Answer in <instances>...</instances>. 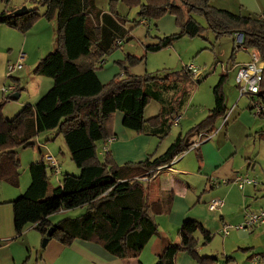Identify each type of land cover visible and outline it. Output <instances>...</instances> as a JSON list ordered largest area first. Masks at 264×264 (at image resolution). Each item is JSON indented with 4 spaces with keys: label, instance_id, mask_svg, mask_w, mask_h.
Segmentation results:
<instances>
[{
    "label": "trees",
    "instance_id": "obj_1",
    "mask_svg": "<svg viewBox=\"0 0 264 264\" xmlns=\"http://www.w3.org/2000/svg\"><path fill=\"white\" fill-rule=\"evenodd\" d=\"M210 1L112 0L110 10L104 11L95 0H34L35 6L21 16L0 11V25L23 33L41 17L56 24L54 49L40 59L33 71L35 75L52 78L53 86L34 104L24 105L13 118H7L5 103L0 102V181L19 186V148L34 147L40 134L55 129L62 134L72 160L80 169L78 175L64 174L61 183L53 187V169L44 160L29 165V187L10 201L15 238L22 237L28 225H33L43 238L49 228L54 227L51 239L64 245H71L76 239L92 241L116 257L130 259L137 258L151 239L159 235L155 216L169 212L173 194L151 201L149 183L141 177L150 178L162 167L172 164L190 149L192 137L199 132L215 130L217 120L227 114L224 89L227 75H222L213 88L215 106L209 114L185 135L179 133L166 151L151 154L140 162L118 164L110 150L101 158L98 146L101 140L114 136L116 113L124 114L123 125L130 130L165 137L189 94L179 84L193 75L187 68L135 74L130 68L141 63L145 56L130 53L120 62L125 67L124 72L111 80L103 82L99 69L103 68L102 60L107 55L132 38L127 27L129 20L118 13L119 2L139 8L138 25L147 18L176 16L180 31L159 37L157 42L146 45L147 51L167 48L187 35H203L205 27L193 16L200 14L217 37L242 33L240 47L257 49L264 61V17L217 8ZM40 7L44 8L43 12ZM194 81L199 83L202 78ZM178 88L181 94L166 97ZM21 91L22 87L17 86L14 93ZM152 99L161 103V111L158 116L145 120L144 111ZM255 99L264 101V69L260 93ZM258 116L264 118L263 114ZM195 150L199 152V147ZM78 207H85L86 211L57 223L50 219L59 211ZM198 233L204 244L215 236L198 221L185 220L179 229L180 242L170 243L155 264H176L177 254L183 251L199 264L218 263L219 256L199 253ZM232 260L228 257L226 263Z\"/></svg>",
    "mask_w": 264,
    "mask_h": 264
},
{
    "label": "crops",
    "instance_id": "obj_2",
    "mask_svg": "<svg viewBox=\"0 0 264 264\" xmlns=\"http://www.w3.org/2000/svg\"><path fill=\"white\" fill-rule=\"evenodd\" d=\"M33 1L34 0H0V11H8L12 13L14 10L26 5L29 9H31L35 6ZM210 2L217 8L227 9L244 15L251 14L253 16L264 17V0H211ZM97 3H99L98 0ZM102 6L104 7V5ZM168 15H166L163 19H166L167 25L171 26V18ZM148 23V19L140 21V24L149 25ZM129 29L132 28L130 27ZM173 32L177 33V31ZM55 35V22L48 21L44 17L39 18L33 27L26 33L8 25H0V93H2L3 88L5 87L4 83L7 77H9L7 70L8 65L12 63L10 61L12 60V58L10 59L12 56L11 52H17L12 45H8L9 47L5 46L7 43L12 42L11 38H16L21 41L22 44L21 46L19 45V48H21L22 51H20L16 63L19 62L22 57L24 58V61H26L28 57L30 59V64H32V66H36L40 59L45 56L44 54H48L45 52H49L54 49ZM229 35L234 36L236 44V33ZM172 47L175 46L173 45ZM170 48L171 47L169 46V48L167 47L165 49L168 50ZM200 49H205L204 45L202 47L200 46L197 50ZM236 49L241 50L242 48L236 46ZM163 50L160 51L163 52ZM243 50L247 54L246 59H238V52H234L236 54V59L235 57L232 59V70L235 72V87L237 90L229 91V94L233 95V102H235L230 110L228 107L230 96L229 94L227 95L225 89L227 113L229 112V117L235 110L236 103L242 98L240 97L237 88L236 74L240 65L250 61V49ZM145 51L146 53L143 56L146 58L147 54L149 55L151 51H147L146 47ZM123 55V53L119 54L116 61L117 63L119 60L123 59ZM159 57L161 58L160 62L164 64V69L170 68L169 70H171L181 67L179 69L182 70L188 66L186 63V60L188 59H186L183 52L179 50L178 54L175 56L174 65H172L173 67H170V56L166 57L161 54ZM162 57H165L167 62H165ZM106 61L107 60L104 59L103 66ZM138 65L136 66L138 67ZM136 66L132 68H137ZM132 68L131 71L135 74H144L147 72L145 65L143 68L139 66L136 70H132ZM34 69L32 70V73ZM101 70L102 71H99V76L103 82L111 80L119 73V71H116L114 67L112 68V72L109 68H102ZM100 73H104L106 79H102ZM224 74L227 75L228 80L229 71L222 70L218 80L215 79V81H212L209 84L210 93L208 92V89L204 90L202 92V96H204V98L201 96V99L196 103H194L193 98L191 99L192 94H190V91L184 87V83L181 82V84H179L182 89H187L189 91L188 96L185 97L184 105L191 103V107L193 104H198L200 106L199 110L192 109L189 111L187 110L188 108H186V110L182 108L179 126L181 125L187 130L209 114V111L215 106L213 88ZM33 75L34 78H31V81L34 84V86H31V95L33 97L31 96L30 101H28L27 104H34L37 102L38 99H40L53 86L54 83L50 80L36 78L42 77L41 75H35L34 73ZM188 80L191 81L192 84L194 83L193 77H190ZM42 82L45 84L44 88L47 89L42 88ZM199 90V87L193 89L195 93ZM181 92L182 91L178 88L177 91L173 90L172 92H169L166 97L169 99L174 95L181 94ZM20 97H22V94H20ZM161 106L162 105L158 100H150L144 111L145 120H150L151 118L158 116L161 111ZM252 107L253 104L250 99L248 108L251 109ZM21 108L22 107L18 108L16 106H12V104L7 102L4 107V112L5 115L10 114V116H15ZM123 116L124 114L122 112H117L115 115V134L113 136V140H101L98 143L100 157H104V150H110L114 160L118 164H125L127 162H140L146 160L151 154L159 155L160 148L165 139H163V137L161 138L144 132H135L126 128L123 125ZM172 130L173 129L171 128L170 133H173ZM179 133L182 132L175 131V136L177 137ZM260 134L264 137V131ZM230 140L231 139L228 135L227 129L225 137L219 136L215 138V136H213L207 139L200 144L199 152L195 149H188L183 154L175 158L171 165L160 169L156 175L150 177V180H148L147 183H149L151 201H160L166 194L169 193L173 194V200L168 213L155 216V219L159 224L160 233L151 239L137 258L121 259L111 254L101 244L82 239H76L71 245H64L55 239H50L48 244L43 246L42 243L44 238L42 234L35 229L33 225H28L25 229L23 237L24 240H28L27 242L30 246L38 248L36 249L38 252L36 254L35 264H155L159 256L163 254L165 248L170 243L180 242L179 229L182 223L188 219L198 221L205 229L215 234L210 243L204 244L201 234L198 233V236H200L201 239L198 247L200 254L209 256L217 255L221 259H224L225 264H264V224H259L249 230L232 229L228 235L223 234L221 231L224 223L232 225L240 224L244 221L247 212H252V210L245 207L248 200L247 193L240 194L236 192L235 189L222 187L224 183L229 184L234 182V179L238 174H248L251 176L248 172L241 173L237 170L235 160L237 147L234 146L233 148L232 144H230ZM45 147L47 148V143L45 144ZM198 154L201 155V158L198 157ZM58 160L59 159H57V162ZM250 165H252L251 162H249V166ZM67 167L69 168L68 170H71L69 173L72 172L73 174H77V165L74 167L72 164H69ZM62 170L60 172L63 173ZM27 182L26 188L21 191L19 190L18 194H23L29 187L31 183V175L30 180H27ZM21 186L22 184L20 182L18 186L19 189ZM247 187H249V185ZM252 187L254 186L252 185ZM216 198L224 199L225 204L220 209L211 210L209 208V204ZM12 200L14 199H7L2 202H10ZM53 215H51V217ZM51 217L50 219L52 221ZM36 232L39 234H35ZM5 237H12V235L9 231L4 232L1 229L0 238ZM30 237H32L33 241H29ZM39 246L42 247L43 250H40ZM255 256H260V260L256 263L253 262ZM228 257H232L233 260L226 263V259ZM13 260L16 262V257L13 258ZM176 264H199V262L188 252L183 251L177 254ZM216 264L222 263L219 260Z\"/></svg>",
    "mask_w": 264,
    "mask_h": 264
},
{
    "label": "rangeland",
    "instance_id": "obj_3",
    "mask_svg": "<svg viewBox=\"0 0 264 264\" xmlns=\"http://www.w3.org/2000/svg\"><path fill=\"white\" fill-rule=\"evenodd\" d=\"M95 1L97 3V0ZM98 1L99 3H97V5L99 6V8L104 9L106 11L110 10V4L112 0H106V1L98 0ZM102 5H104L105 8ZM39 9L40 12L44 11L43 7H40ZM117 10L121 16L129 20L127 23V27L132 28L130 29L131 30L130 37L132 38L129 40L126 39V41L122 44L120 48L116 49L113 53L107 55L104 58L107 61L104 64L103 69L109 68L111 72L113 67L116 69V71H119V73L124 72L125 67H122L120 62L124 61L128 53L141 57L146 53L145 51L146 44L150 42L153 43L158 41L159 37L171 35L172 33H174L173 31H177V32L180 31V27L177 23V18L174 15L167 14L171 18V23H170L171 26L167 25L166 19H163L166 17V15L159 19L147 18L149 20L148 23L149 25H144V24L138 25V21L140 20L139 8L137 7L130 8L124 3L119 2ZM193 16L197 21H199L205 27V31L203 32V35L195 36V37H190L187 35L182 37L183 39L180 38L176 40L173 43L175 47H172L173 46L172 45L170 46L171 48L168 50L165 48H164L165 50L161 49V51L163 50V52H161L160 50L155 53L150 52L149 55L147 54L146 58H144L143 62H141L138 65V67L141 66L143 68V66L145 65L147 72L149 73L162 71V70H169L170 68L169 69L163 68L164 64L160 62L161 58L159 56H161V54H163L166 57L170 56L171 57L170 67H173L172 65H174L175 56L176 54H178V50L182 51L184 57L188 59L186 60L187 61L186 63L188 65L193 64L194 67H196L199 70V72L203 73L201 76L202 81L199 83L197 81L196 82L194 81V83L192 84L191 81L189 80H183L184 87H186L190 91V94H192L191 99L193 98L194 103H196L198 102V100L201 99L202 92L204 90L208 89V92L210 93L209 84L212 81H215V79L218 80V77L222 73V70L229 71V77L227 83L225 82V86H224L227 95L229 94L230 90L236 91L237 89L235 87V72H233L232 70V59H234V57L236 56L234 52L239 53V55H237L238 59H246L247 54L243 49L241 50L236 49V46H239V44L237 42L235 44L233 35L231 36L226 34L220 37H216V33L209 27L208 22L203 15L194 14ZM11 40L12 42L7 43L5 46L9 47L8 45H12L16 49L17 52L16 53L11 52L12 56L10 57V59L12 58V60L10 61L12 63H16L20 51H22V49L19 48V45L21 46L22 44L21 41L17 40L16 38H11ZM203 45L205 49L197 50L200 46L202 47ZM248 49H250V51L254 50V48H248ZM49 52H45V53H49ZM121 53L124 54L122 56L123 59L119 60L117 63L116 62L118 59L117 57ZM44 55L46 56L47 54ZM162 58L165 60V62H167L165 57ZM128 66L131 67L129 64ZM34 67L35 66H32V64H30V59L27 57L26 61L23 62V67L15 71L13 73V77H7L4 83L6 90H3L2 93H0V102H4L5 105L7 104V102H9V104H12V106H16L19 108V107H23L24 105L27 104L28 101H30V98L32 96L31 86L32 85L34 86L33 82L31 81V78H34V75L32 73ZM137 68H132V70L133 69L136 70ZM179 68L171 69L170 71H176V70L180 71L181 69ZM100 69L99 71H102ZM7 74H8V70H7ZM100 75L102 79H106L104 73H100ZM36 78H42L43 80H50L52 81V83L54 82L53 79L50 77L42 76ZM17 86L22 87V91L20 92V94H22V97H19L18 99H12V98L9 99V96H12V94L14 93V89ZM41 86L42 88H44L45 84L42 82ZM196 87L200 88V90L197 93L193 91V89H195ZM229 96H230V101L228 107L230 110L232 106L235 104V102H233L232 100L233 95L229 94ZM202 97L204 98V96ZM249 102H250V96H243L236 103L235 110L233 111V113H231L230 117H228V121L226 122L227 124H225V126L222 128L221 125L223 123V119L219 118L216 122L215 130L212 131L216 135L213 134L211 137L213 136H215V138L219 136L225 137V132L228 129V135L230 136L231 139L230 144H232L233 148L234 146L237 147V152L235 154L237 170L240 171L241 173L248 172L252 177L257 179L258 185L254 187H252V185L251 186L249 185V187L246 186L245 189L241 190L238 188V185L232 182L229 184L224 183L222 187L235 189V191L240 194L247 193L248 200L245 207L252 211H259L262 208H264V137L261 136L260 134L262 131H264V118L256 114L255 108L253 109L248 108ZM190 104L191 103H187L186 105H184L183 109L186 110V108H188L187 110L189 111L192 109L199 110L200 106L198 104H193L192 107ZM6 116L7 118L14 117V116H10V114H7ZM172 129H173L172 130L173 133H170L169 135L163 137L165 141L163 142L160 148V152H159L160 154L166 151L169 145L174 141L176 137L175 131L182 132V134L185 135L190 128L186 130L181 125L179 126V124H173ZM46 143H47V148L45 147ZM19 152H20L19 173H20V182L22 186L19 189L18 186L12 185L8 181L5 180L0 181V230L2 229V231L4 232L9 231L10 234L12 235V237L0 238V264H35L36 254L38 252L36 249L38 248H34L33 246H30L27 242L28 240H24L23 236L19 238L14 237L15 234H14V226H13V205L10 202H2L7 199H16L17 197L22 195V193L20 194L18 193L19 190L21 191L22 189L26 188L28 183L27 180L28 181L30 180V171H29L30 163L40 160L46 161V157H45L46 155H52L56 160L59 159L58 160L59 172L57 174L54 173L52 176L50 174L51 186L53 187L60 184V181L64 177V174L69 173V171H71L68 170L69 168L67 167L69 164H72V166L76 167L74 161L71 158V153L68 148V145L66 144L65 139L63 138L62 134H60L58 129L46 131L40 134V136H38L35 139L34 147L19 148ZM249 162H251L252 165L249 166ZM62 167L65 169H63ZM61 170L63 171V173L60 172ZM79 173H80V169L77 166L76 175H78ZM141 178L144 181L150 180V178L146 176ZM145 178H148V180H146ZM85 211H86L85 208L82 207L69 209V210H62L55 213L51 217L52 222L57 223L58 221H60L65 217H76ZM35 234H39V233L36 232ZM29 241H33L32 237L29 238ZM39 249L43 250V248L40 246ZM15 257H16V262H14L13 260V258ZM223 261L224 259L220 258V262L222 264H225V261L224 262Z\"/></svg>",
    "mask_w": 264,
    "mask_h": 264
},
{
    "label": "built area",
    "instance_id": "obj_4",
    "mask_svg": "<svg viewBox=\"0 0 264 264\" xmlns=\"http://www.w3.org/2000/svg\"><path fill=\"white\" fill-rule=\"evenodd\" d=\"M236 39H237V43L240 45L243 42V34L240 32L236 33ZM242 49H246L245 47H240ZM250 61L243 63L242 65H240L238 72L236 74V84H237V88L240 94V97L243 96H250L251 102L253 104V108H255L256 114L257 115H264V101L262 100H256L255 98L257 97V95L260 93V85H261V81L263 79V69H264V61L259 53V51L257 49L254 48L253 51H250ZM23 61L24 58L22 57L19 62L17 63H10L8 65V76L9 77H13V73L19 69H21L23 67ZM104 60H102V64ZM187 69L191 72V74L193 75L194 80L200 78L202 76V73L199 72V70L194 67L193 64H190L187 66ZM3 90H6V88L4 87ZM229 117V112L222 118L223 119V123L221 125V128L225 126L227 120ZM180 121V115H176L172 122L173 124H179ZM215 134L213 132L210 133H204V132H199L196 136H194V138H192L191 140V147L190 149H195L197 147L200 146V144L204 141H206L207 139L211 138V136ZM109 141L113 140V137H110L109 139H107ZM107 150H104V152ZM46 164L49 165L53 171H52V175L54 173H58L59 172V165L57 160L51 156V155H46ZM164 166L161 169L168 167ZM149 178V177H148ZM148 178H145L146 180H148ZM235 184H237L239 186V188L244 189L246 186L248 185H253V186H257L258 185V181L256 178L249 176L248 174L246 175H241L238 174L236 176V178L234 179ZM225 201L222 198H216L214 200L211 201V203L209 204V208L211 210H216V209H220L224 206ZM259 224H264V209H261L257 212H247L246 217L243 221V223L240 224H236V225H232L229 223H224L223 227L221 229L222 233L225 235H228L232 229H243V230H249L254 226H257ZM260 260V256H255L253 259V262H258Z\"/></svg>",
    "mask_w": 264,
    "mask_h": 264
},
{
    "label": "water",
    "instance_id": "obj_5",
    "mask_svg": "<svg viewBox=\"0 0 264 264\" xmlns=\"http://www.w3.org/2000/svg\"><path fill=\"white\" fill-rule=\"evenodd\" d=\"M27 12H29V8L27 6H22L21 8H18L16 10H14L12 12V15L13 16H21V15L26 14ZM19 97H20V92L13 93L12 96H11L12 99H18ZM53 232H54V227L49 228L46 236L43 239V244H42L43 246L48 244L49 240L51 239V237L53 235Z\"/></svg>",
    "mask_w": 264,
    "mask_h": 264
}]
</instances>
